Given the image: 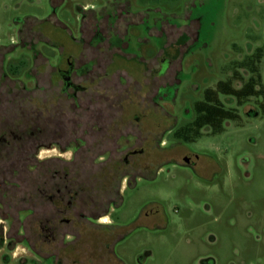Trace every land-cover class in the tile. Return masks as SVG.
I'll return each mask as SVG.
<instances>
[{
  "label": "rangeland",
  "instance_id": "obj_1",
  "mask_svg": "<svg viewBox=\"0 0 264 264\" xmlns=\"http://www.w3.org/2000/svg\"><path fill=\"white\" fill-rule=\"evenodd\" d=\"M69 57L73 83L86 87L79 111L59 95ZM255 75L254 95L219 92ZM206 91L232 118L185 141L182 128L198 117ZM98 95L102 117H86ZM0 118L35 131L38 161L94 160L86 177L101 200H115L116 234L127 236L113 256L104 249L110 234L86 226L66 258L264 264V0H0ZM82 130L88 153H74Z\"/></svg>",
  "mask_w": 264,
  "mask_h": 264
},
{
  "label": "flooded vegetation",
  "instance_id": "obj_2",
  "mask_svg": "<svg viewBox=\"0 0 264 264\" xmlns=\"http://www.w3.org/2000/svg\"><path fill=\"white\" fill-rule=\"evenodd\" d=\"M97 33L102 35L97 29L93 36L96 37ZM65 63L66 68L58 70L61 78L59 95L65 96V101L79 111L83 105L77 94L85 93L86 87L73 83L75 59L69 57ZM99 99L100 95L94 100L88 98V103H93L95 110L93 115L87 114L86 117H102L97 102ZM74 121L79 124L81 119ZM34 132L21 129V124H18L17 129H12L0 118V216L10 221L8 228L0 226V258L17 260L22 264L30 261L39 264H79L77 259L66 258L63 251L78 246L83 233L81 228L86 226L110 234L104 249L109 257L113 256L112 247L124 239L127 233L116 234L123 226L110 214L115 200H101L96 179L86 177L85 166L94 165L95 161H65L59 168L53 167L52 161L56 159L51 157L48 161H38L37 135ZM75 138L72 146L74 153L81 149L83 153H88L83 150L87 143L85 131L82 130L80 135L77 133ZM65 145H69L68 142ZM103 145L102 140L95 141L91 149L99 152ZM186 164L194 165L187 161ZM43 165H48V168L41 167ZM30 169H42L44 173L41 172L37 177V173L26 171ZM119 191L120 188L117 195ZM105 217L109 221H102ZM114 258L121 263L116 256Z\"/></svg>",
  "mask_w": 264,
  "mask_h": 264
},
{
  "label": "trees",
  "instance_id": "obj_3",
  "mask_svg": "<svg viewBox=\"0 0 264 264\" xmlns=\"http://www.w3.org/2000/svg\"><path fill=\"white\" fill-rule=\"evenodd\" d=\"M256 78H258L257 75H255V77L251 79L250 83L248 82L244 87L237 91H233L229 84L222 83L219 87V92L226 95H234L237 98L254 95L259 92V89L257 88L260 86L259 84H257ZM214 100V93L206 91L204 100L197 104L198 117L195 118L192 124L182 128V130H184L182 136L183 140L189 141L188 137L196 136L197 130H199L203 126H213V123L215 122L220 123L224 119L232 118L230 112L223 109L219 105L213 104ZM176 136L178 135L176 134Z\"/></svg>",
  "mask_w": 264,
  "mask_h": 264
},
{
  "label": "water",
  "instance_id": "obj_4",
  "mask_svg": "<svg viewBox=\"0 0 264 264\" xmlns=\"http://www.w3.org/2000/svg\"><path fill=\"white\" fill-rule=\"evenodd\" d=\"M254 116H256V113L254 114ZM187 163L188 164H192V161L191 160H187Z\"/></svg>",
  "mask_w": 264,
  "mask_h": 264
}]
</instances>
